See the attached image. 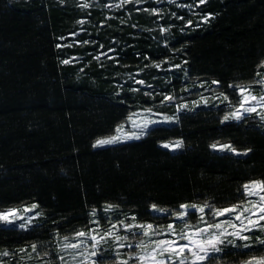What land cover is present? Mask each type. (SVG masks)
Returning <instances> with one entry per match:
<instances>
[{
  "label": "trees",
  "instance_id": "16d2710c",
  "mask_svg": "<svg viewBox=\"0 0 264 264\" xmlns=\"http://www.w3.org/2000/svg\"><path fill=\"white\" fill-rule=\"evenodd\" d=\"M146 1L149 9L161 4L160 14L135 2L110 11L111 0H88V8L80 7L85 0H0V211L35 204L40 213L25 230L0 222V253H9L0 255L3 264H60L62 238L96 226L93 211L106 228L133 215L181 227L170 214L181 203L228 207L245 199L246 182L264 180V123L252 116L222 122L239 101L229 85L259 89L264 0ZM205 91L223 92L229 101L184 110L179 121L154 125L137 140L93 146L131 113L150 107L174 115L178 104ZM166 94L176 99L161 103ZM177 140L183 146L176 151L162 147ZM153 203L168 211L153 210ZM107 204L118 208L105 213ZM199 215L190 211V222ZM222 248L214 264L264 255L258 243Z\"/></svg>",
  "mask_w": 264,
  "mask_h": 264
},
{
  "label": "snow or ice",
  "instance_id": "6c2138e0",
  "mask_svg": "<svg viewBox=\"0 0 264 264\" xmlns=\"http://www.w3.org/2000/svg\"><path fill=\"white\" fill-rule=\"evenodd\" d=\"M63 4L65 0H60ZM135 2L140 3L141 0H120L116 7H123L124 5ZM206 0H198V4H204ZM82 8L90 7L88 0L80 5ZM191 8L192 5H187ZM154 14L159 13V9L151 8L144 9ZM173 16L176 13H172ZM211 13L205 15L203 18L208 20ZM183 19V17H178ZM83 23V21H78ZM192 20H188L187 24L191 25ZM135 27V25H133ZM183 30V29H182ZM161 32H167V28H161ZM74 34V33H73ZM88 43V41H84ZM101 48L104 45H100ZM109 52H115L114 48H109ZM99 55L105 56L107 59H115V57L108 56L107 52H101ZM139 55V53H137ZM93 59L99 60V56L93 57ZM65 60L63 63H68ZM115 62L119 64V60L115 59ZM186 63V61H185ZM264 65V62H262ZM103 67V65H101ZM156 68H160V63H155ZM171 68H180V65H170ZM259 75V74H258ZM138 84H144V80L136 81ZM213 84H219V81H212ZM255 83L264 85V79L255 81ZM201 87L204 86L202 83ZM151 87V86H149ZM239 92V101L236 105L232 106V109L226 112L222 118L223 121H242L247 116L255 113L259 116V119L264 122V87L261 92L257 94L250 85H229ZM132 91H139V89H131ZM210 90V89H209ZM187 91V89H185ZM145 95L152 96L153 93H145ZM176 97L173 95H164V101H173ZM216 99L221 102L229 101L228 95L221 92ZM201 102L207 105L209 103L208 98L201 96L199 100H194L191 103L199 105ZM259 109V110H258ZM181 110H191L187 102L177 105V112ZM145 112L151 113L152 108L147 107ZM135 113H131L127 118L131 123L133 131H125L123 136L114 135L104 139H98L96 145H105L118 143L122 139H140L147 134L149 125L157 123H170L173 121H179V116L174 114L172 116L163 115L162 120L157 121L149 117L139 118V122ZM117 132L122 131L121 126H117ZM95 146V145H94ZM183 146L182 140H177L175 143H164L165 148L177 149ZM212 148L219 147L221 150H229L233 153H237L238 150L231 144H213ZM245 152L250 149H245ZM243 196L245 199L236 204H232L228 207H217L214 204H210L208 201L204 203H181L179 210H173L170 214L177 220L183 221L182 227H177L175 222L168 223L166 227H160L153 223L137 222L136 216H131L130 220L117 219L115 223L109 221L108 227L101 225L100 220L95 218L97 216L96 211L92 212L94 219L90 223L95 224L96 227L88 228L87 230L81 229L74 233L75 242L70 241V237L64 236L62 238L63 243L57 252V257L60 264H105L109 258L110 252H115L114 264H214V258L210 254L220 253L223 251L222 246L225 243L237 247L249 248L252 243H258L264 246V180H251L246 182L243 186ZM255 197L256 199H248ZM37 205L33 204L31 207H25L24 211L28 212L36 208ZM118 208L117 205L107 204L104 211L105 213L113 212ZM151 208L158 212L168 211L165 208L159 207L153 203ZM190 210L199 213V218L196 224L190 222ZM207 210V212H206ZM207 213H211L212 220L206 218ZM233 219L217 220L218 217L225 215ZM40 213H37L39 216ZM17 220H20L18 227L21 230L28 229L33 219L31 217L25 219L20 215V210L17 208H10L5 211H0V222L6 225L15 224ZM203 225V226H200ZM118 226L124 229L125 233L121 234ZM231 229V231H229ZM259 234H255V233ZM246 233H253V235H247ZM142 234V235H140ZM59 236V232L56 233ZM164 236L162 239H154L153 237ZM137 237H139L137 239ZM130 239L136 240V243L128 242ZM237 240L245 241L243 245H237ZM184 241V242H181ZM107 246V247H105ZM32 252L36 253L39 244L34 242L30 245ZM133 249V251L127 253V258H121L122 254L118 249L122 248ZM20 252H24V248L19 249ZM65 253L68 257L60 253ZM0 255L7 256V251L0 253ZM44 256H49L50 253L45 251ZM3 264V262H0ZM47 264H54L52 260H49ZM242 264H264V255L252 256L249 259L242 262Z\"/></svg>",
  "mask_w": 264,
  "mask_h": 264
},
{
  "label": "rangeland",
  "instance_id": "374dc122",
  "mask_svg": "<svg viewBox=\"0 0 264 264\" xmlns=\"http://www.w3.org/2000/svg\"><path fill=\"white\" fill-rule=\"evenodd\" d=\"M111 1H113V4H114V6H110V7H106V10H108V8H109V10L110 11H114V10H116V8H121V7H116L115 5H118L119 3H120V0H111ZM82 2H84V1H82ZM146 0H141V2L140 3H136V8H139L138 10H141V11H144V9H149V8H146V7H144L145 6V4H146ZM83 4V3H82ZM124 7V6H123ZM122 7V8H123ZM152 8H157V9H159V13L158 14H160V12H161V9H162V7H161V4H159V3H156V2H154V6L152 7ZM151 9V8H150ZM145 12H147V11H145ZM154 14V13H153ZM262 79H264V73L262 74V76L260 77V79L259 80H262ZM257 85L259 86V89L257 90V94H259L260 92H261V89H262V87H264V85H261V84H258L257 83ZM203 94L204 95H202V96H204V97H207L208 98V101H209V103L208 104H215V105H219V104H222V103H224V102H221V100H218V99H216V97L217 96H219L218 94H216L215 92H213V91H205V92H203ZM201 97V96H200ZM200 97H198V98H196V99H193V100H191V101H186L187 103H188V105H189V109H193V108H196V107H198V106H201V105H205V104H203V102H201L199 105H193L191 102L192 101H194V100H199L200 99ZM184 103V102H183ZM232 104H230L229 106H228V111H230L231 109H232ZM259 110V109H258ZM182 111H184V110H181L180 112H182ZM180 112H177V107H176V115H177V113H180ZM135 114H136V117H134V118H136L137 120H138V122H139V118H143V117H149V118H151V119H153V120H157V121H160V120H162V117H163V115H168V114H160V113H156V112H154V111H152L151 113H148V112H145L144 110L143 111H139V112H135ZM169 116H172V115H169ZM250 116H252V117H255L256 119H258L259 121H261L260 119H259V116L258 115H256L255 113H253V114H251ZM174 122V121H173ZM262 122V121H261ZM170 123H172V122H170ZM170 123H157V124H154V125H158V124H170ZM262 123H264V122H262ZM154 125H149V128L150 127H152V126H154ZM121 127H122V131L121 132H117V131H115V133L112 135V136H114V135H120V136H123L124 135V132L125 131H133V130H135V129H133L132 128V125H131V123L127 120L124 124H122V125H120ZM104 139V138H103ZM133 140H137V139H122L120 142H118V143H112V144H105V145H96V142L94 143V147L95 148H101V147H106V146H110V145H116V144H121V143H125V142H129V141H133ZM176 141H172V142H167V143H175ZM162 147H164V143L162 144ZM165 148V147H164ZM218 149H220L219 147H217ZM167 149H169V150H171V151H176L177 149H179V148H177V149H172V148H167ZM221 150V149H220ZM248 199H256L255 197H250V198H248ZM30 208V207H29ZM24 209L25 208H21V209H19L20 210V215L21 216H23L25 219H27V218H29V217H31L32 219H33V222L36 220V218L38 217L36 214H35V211H34V209H32L31 211H28V212H26V211H24ZM190 211H194V210H190ZM197 213V212H196ZM199 214V213H198ZM206 218L208 219V220H212L213 219V217H208V216H206ZM217 220H226V219H233L234 220V216H232V217H230L229 215H225V216H223V217H218V218H216ZM2 223V222H1ZM19 223H20V220H17L16 222H15V224H12V225H19ZM197 223V222H196ZM196 223H194V224H196ZM4 224V223H3ZM200 226H203V225H200ZM94 227H96V226H93V227H91V228H94ZM182 227V226H181ZM118 229H119V231H120V233L121 234H128V233H125L124 232V229L122 228V227H120V226H118ZM229 231H231V229H229ZM247 235H253V233H246ZM255 234H259L258 232L257 233H255ZM140 235H142V234H140ZM139 237H137V239H138ZM154 239H162V238H165L164 236H157V237H153ZM70 241L71 242H75V238H74V236L73 237H71L70 238ZM128 242H130V243H133V244H135L136 243V240H132V239H130ZM181 242H184V241H181ZM62 243H63V241H62ZM61 243V244H62ZM237 243H240L241 245H243L244 243H246L245 241H240V240H237V242H236V244ZM225 245H229V244H227V243H225ZM238 245V244H237ZM105 247H107V246H105ZM118 251L122 254V256H121V258H127V253H129V252H131V251H133V249H129V248H127V247H125V248H122V249H118ZM216 254H218V253H214V254H210L211 256H215ZM61 255H65V258L67 259L68 257L66 256V254L65 253H62L61 252ZM115 256V252L113 251V252H110L109 253V260H106V262H105V264H114V259H113V257ZM60 263V262H59ZM28 264V263H27Z\"/></svg>",
  "mask_w": 264,
  "mask_h": 264
}]
</instances>
